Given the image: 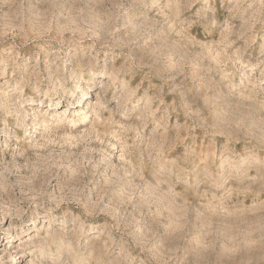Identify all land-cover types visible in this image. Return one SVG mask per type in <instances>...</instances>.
<instances>
[{"label": "clouds", "instance_id": "clouds-1", "mask_svg": "<svg viewBox=\"0 0 264 264\" xmlns=\"http://www.w3.org/2000/svg\"><path fill=\"white\" fill-rule=\"evenodd\" d=\"M0 264H264V0H0Z\"/></svg>", "mask_w": 264, "mask_h": 264}]
</instances>
